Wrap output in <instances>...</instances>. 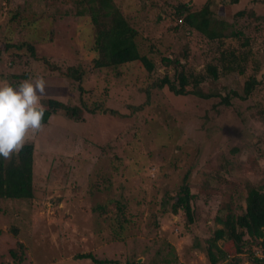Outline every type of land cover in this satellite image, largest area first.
Wrapping results in <instances>:
<instances>
[{
	"label": "rangeland",
	"instance_id": "obj_1",
	"mask_svg": "<svg viewBox=\"0 0 264 264\" xmlns=\"http://www.w3.org/2000/svg\"><path fill=\"white\" fill-rule=\"evenodd\" d=\"M113 1L137 29L152 72L139 60L94 66V27L79 14L85 0H0V81L17 86L43 75L50 85L44 99L84 109L81 119L54 113L28 141L35 146L34 197L0 198V264H98L86 254L113 261L104 264H163L164 255L169 264H212L206 239L220 227L214 216L241 213L247 186L264 189V0ZM207 1L212 16L229 26L227 37L209 39L174 13L177 5L197 11ZM242 9L244 16L237 14ZM229 47L252 54L245 75L209 77L208 89L220 96L176 95L155 85L182 68L203 73ZM72 66L80 67L81 80L65 74ZM252 73L258 83L248 98L221 103V95L243 93ZM188 170L194 223L172 211ZM218 244L228 258L251 264L232 240ZM12 249L23 254L21 263ZM253 251L264 252L259 244Z\"/></svg>",
	"mask_w": 264,
	"mask_h": 264
},
{
	"label": "trees",
	"instance_id": "obj_2",
	"mask_svg": "<svg viewBox=\"0 0 264 264\" xmlns=\"http://www.w3.org/2000/svg\"><path fill=\"white\" fill-rule=\"evenodd\" d=\"M231 2L237 3L239 0H231ZM80 13L88 15L94 27V49L98 52L97 58L94 59L95 67L116 66L139 60L148 71L152 72L155 69L154 61L147 55H142L139 51L136 42L137 29L132 27L129 21L121 15L122 13L113 0H85V8ZM174 13L181 22L191 29L203 33L209 39H221L228 36L227 31L229 26H227L224 20L215 19L212 16L209 1L197 11H192L187 4L177 5ZM237 14L244 16L246 10H239ZM240 34L242 33L234 32L236 36H240ZM249 43L248 39H244L243 44L245 47ZM24 44L28 46L34 55L35 49L33 45L29 43H23L22 45ZM250 54H252V50L250 49L241 51L236 47H229L221 51L216 63L207 64L203 73H193L182 68L173 79L165 76L163 79H158L155 85L161 88L166 85L176 95H192L203 99L220 96L217 90L212 89L210 91L208 89L209 77L218 79L220 74L229 75L237 73L238 75H245L249 67L248 59ZM184 55H186L185 58L187 59V53ZM163 59L164 63L168 65L173 64L175 67H178L180 64L179 59H170L168 57H164ZM43 61L51 70H60V68L54 66L46 58H43ZM65 74L79 81L82 79L83 73L80 67L72 66L66 69ZM20 77L25 78L24 75ZM257 83L255 73L249 74L245 79L243 93L239 94L236 91H232V93L221 95V103L231 104L233 96H240L242 99L248 98L254 91ZM42 102L47 106L43 125L49 121L54 113L61 110L73 119H81L83 117L84 109L78 105L67 104L52 97L44 99ZM34 151V144L28 142L18 156L14 155L11 161L0 158L1 199L22 198L31 200L34 197ZM190 176L191 170L186 171L180 189L174 196L176 200L172 205V211L175 214L179 210L183 211L187 221L194 223L198 212L193 204L195 194L191 191ZM244 200L245 205L241 213L223 209L221 213L219 212L214 216L215 223L220 227L215 229L212 237L206 239L208 242L206 254L212 264H217L219 259H226L223 264H239L241 261V257L239 256L228 258V252L218 244L219 240H232L236 245V252L240 253L243 249L249 252L251 264H264V257L260 258L253 251V246L257 244L264 251V189L254 185L247 186ZM19 246L21 249L24 247L22 243H19ZM10 253L18 263L23 261V254L19 256L17 249H12ZM164 256V258L162 257L163 264H169L170 260H167V255ZM82 257H91L98 264L113 262L112 260H99L91 254L82 255ZM131 264L142 263L135 260Z\"/></svg>",
	"mask_w": 264,
	"mask_h": 264
},
{
	"label": "clouds",
	"instance_id": "obj_3",
	"mask_svg": "<svg viewBox=\"0 0 264 264\" xmlns=\"http://www.w3.org/2000/svg\"><path fill=\"white\" fill-rule=\"evenodd\" d=\"M50 85L43 75L13 86L0 81V158L11 161L43 128L47 106L42 102Z\"/></svg>",
	"mask_w": 264,
	"mask_h": 264
},
{
	"label": "built area",
	"instance_id": "obj_4",
	"mask_svg": "<svg viewBox=\"0 0 264 264\" xmlns=\"http://www.w3.org/2000/svg\"><path fill=\"white\" fill-rule=\"evenodd\" d=\"M257 256H259L258 254H256ZM260 258L264 257V252L261 253V255L259 256Z\"/></svg>",
	"mask_w": 264,
	"mask_h": 264
}]
</instances>
